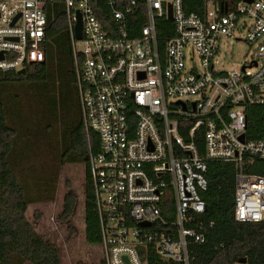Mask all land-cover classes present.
<instances>
[{
  "label": "built area",
  "instance_id": "built-area-1",
  "mask_svg": "<svg viewBox=\"0 0 264 264\" xmlns=\"http://www.w3.org/2000/svg\"><path fill=\"white\" fill-rule=\"evenodd\" d=\"M247 1L0 0V69L14 71L46 60L51 6L62 4L84 129L99 138L88 173L102 264H150L149 254L191 264V247L212 227L200 195L207 161L235 164L234 219L264 220V177L244 160L264 158V138L245 135V106L264 105V0ZM161 20L174 32L162 44ZM223 38L254 43L251 60L218 69Z\"/></svg>",
  "mask_w": 264,
  "mask_h": 264
},
{
  "label": "trees",
  "instance_id": "trees-1",
  "mask_svg": "<svg viewBox=\"0 0 264 264\" xmlns=\"http://www.w3.org/2000/svg\"><path fill=\"white\" fill-rule=\"evenodd\" d=\"M51 7L53 44L44 46L46 60L28 64L23 74L0 69V264L60 263L57 246L39 235L25 214L30 204L54 199L57 174H52L54 166L47 165L43 148L54 154L49 161H56V166L84 164L85 240L92 245L101 242L88 173L89 146L98 151L99 138L94 132L87 137L84 129L62 4ZM157 32L162 44L174 34L171 22L161 20ZM245 115L246 138L263 139L264 105H246ZM190 124H181L185 137L183 128ZM193 140L203 154L202 129ZM244 160L248 173L264 177V158L246 155ZM235 171L232 162L207 161V187L200 195L206 206L203 219L212 222V227L206 243L191 247V264H234L243 257L246 264H264V220L243 223L234 219ZM67 187L60 215L63 221L70 218L77 203L74 191ZM147 260L150 264H178L160 262L154 254Z\"/></svg>",
  "mask_w": 264,
  "mask_h": 264
},
{
  "label": "rangeland",
  "instance_id": "rangeland-1",
  "mask_svg": "<svg viewBox=\"0 0 264 264\" xmlns=\"http://www.w3.org/2000/svg\"><path fill=\"white\" fill-rule=\"evenodd\" d=\"M255 44L247 39L223 38L219 42L218 53L214 60L220 70L231 71L239 68L243 63L251 60V54ZM194 62L199 68L198 59ZM192 64V63H190ZM45 163L52 167L53 175L57 174L55 195L52 201L30 204L26 210V218L32 224L35 231L45 240L54 243L59 251V264H101V251L99 245H92L85 240L84 223V197L83 184L85 166L82 163H68L56 166V161H49L54 154L43 148ZM54 169V170H53ZM67 185L74 191L77 203L74 212L67 221L60 218L63 197L67 192ZM22 264H31L23 262ZM242 264V263H234Z\"/></svg>",
  "mask_w": 264,
  "mask_h": 264
},
{
  "label": "water",
  "instance_id": "water-1",
  "mask_svg": "<svg viewBox=\"0 0 264 264\" xmlns=\"http://www.w3.org/2000/svg\"><path fill=\"white\" fill-rule=\"evenodd\" d=\"M250 0H248L247 2H249ZM172 14H171V8L169 7V11H168V17L171 18ZM18 15L14 18L13 22L17 19ZM76 17H77V21H76V24L74 26V32H75V38L76 39H80L81 38V32H82V24H81V19H80V14L79 12L77 11L76 12ZM12 22V23H13ZM3 55L2 53H0V59H2ZM33 62H30V64H32ZM26 71V68H22L20 70L17 71V73H25ZM240 139L243 140L244 139V135L242 134L240 136ZM148 223H142V225H147ZM238 263H242V264H246V258H239Z\"/></svg>",
  "mask_w": 264,
  "mask_h": 264
}]
</instances>
